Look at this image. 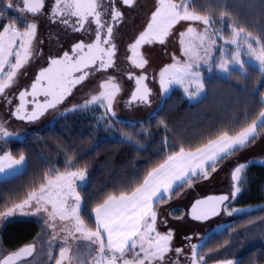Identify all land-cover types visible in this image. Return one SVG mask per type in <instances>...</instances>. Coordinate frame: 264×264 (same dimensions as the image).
Here are the masks:
<instances>
[{
	"label": "snow or ice",
	"instance_id": "snow-or-ice-1",
	"mask_svg": "<svg viewBox=\"0 0 264 264\" xmlns=\"http://www.w3.org/2000/svg\"><path fill=\"white\" fill-rule=\"evenodd\" d=\"M136 7L138 0H0V105L16 120L29 124L50 111L66 116L94 107L102 110L95 117L97 128L110 131L114 124H124L115 120L124 90L116 75L102 76L97 89H90L82 102L73 103L69 98L78 85L96 73L119 71V29L128 15L125 9ZM7 10L19 15L8 17ZM42 18L64 35H79H73L68 50H63L59 37H55L57 48L47 54V66L39 69L29 86L13 93L18 78L27 75V66L45 55L41 48L45 43L40 34ZM173 36L179 55L173 54L171 63L150 76L146 71L149 59L141 49L165 45ZM127 53H131L126 54L131 67L141 70L124 73L133 81L124 101L128 109L151 105L154 92L150 79L166 96L179 88L188 100L198 101L216 79L247 78L250 71L264 77V34L241 23L228 0H155L146 26L131 38ZM258 94L261 110L250 122L245 118L240 125L209 128L196 143L188 140L178 150L173 145L165 158L146 168L134 183L106 192L90 214L83 196L89 182L88 165L84 162L81 167L75 149L62 146L60 150L66 154L63 171L50 165L24 190L0 197V228L14 217H35L40 224L33 241L7 254L0 252V264H36L40 257H45L42 264H243L227 255L210 259L214 252L227 248L229 240L214 247L198 245L191 242L196 235L193 233L185 235L180 245L174 244L175 230L168 227L162 208L182 189L210 179L219 166L255 144L264 132V91ZM14 100L19 102L14 104ZM7 123L0 120L3 178L25 171L28 165L24 151L14 154L5 150L9 140L19 135ZM158 123L165 132L162 148H169V125L164 119ZM138 137V133L121 131L117 142L143 147ZM257 162L264 165V159H236L229 169V190L197 199L191 206V219L205 222L221 215L249 213L248 208L237 207L234 202L249 182L246 170ZM167 215L184 219L175 209H168ZM250 222L249 215L239 223Z\"/></svg>",
	"mask_w": 264,
	"mask_h": 264
},
{
	"label": "trees",
	"instance_id": "trees-1",
	"mask_svg": "<svg viewBox=\"0 0 264 264\" xmlns=\"http://www.w3.org/2000/svg\"><path fill=\"white\" fill-rule=\"evenodd\" d=\"M197 2L204 3L205 0ZM228 2L230 8L238 13L241 23L254 32L264 34V0ZM8 17L14 16L9 14ZM4 22H7V18ZM262 91L264 77L255 71H250L247 78L214 80L198 101L188 100L183 91L176 88L165 98L163 106L155 116L135 125L124 122L128 127L124 124H114L110 131L96 127L91 109L68 113L41 132L32 131L25 138L9 140L5 150H11L14 154L24 151L28 165L21 174L0 181V197L24 190L47 171L50 165L63 171L66 154L60 149L67 146L75 149V158L81 161V167L84 166V162L88 165L89 182L83 188V196L87 202L86 210L90 214L91 207L106 192L119 190L125 184L134 183L138 176L144 174L146 168L165 158L173 145L177 146L178 150V146L187 143L188 140L196 143L201 133L209 128L240 125L245 123V118L250 122L261 110L258 93ZM160 119H164L169 125L167 133L169 148H162L161 145L165 132L158 123ZM141 128L147 131H141ZM121 131L138 133V138H142L143 147L137 148L126 142H117L121 139ZM246 175L249 182L235 201L236 205L239 207L264 205V165L252 164ZM249 215L250 223H239L247 220ZM249 215L234 220L227 230L211 234V238L204 244L214 247L224 242V235L229 240L231 239L229 234L235 230L242 234L246 228L264 223V210ZM39 232L40 224L35 218H13L1 231L6 253L33 241ZM223 249L225 248L214 252L210 259L219 258V253ZM226 251L227 257L238 258L243 264H264V242L241 251L233 241L232 244L229 243Z\"/></svg>",
	"mask_w": 264,
	"mask_h": 264
},
{
	"label": "rangeland",
	"instance_id": "rangeland-1",
	"mask_svg": "<svg viewBox=\"0 0 264 264\" xmlns=\"http://www.w3.org/2000/svg\"><path fill=\"white\" fill-rule=\"evenodd\" d=\"M146 1L149 3V7H148L149 11L146 13V15H144V17L142 19V24L139 25L138 28H136L131 33L132 36L128 39L127 45L131 42V38L138 35L139 32L141 30H143V28L146 26V22L150 16L151 11L153 10V5H154L155 0H146ZM7 13H8V15L12 14L13 16L19 15L18 13H16L13 10H7ZM177 27L179 28L181 26L178 25ZM40 34H41V38L46 42V38H45L42 30H40ZM41 48L43 49V51H46V54L43 57L36 59L35 61H33L32 63H30L27 66V69H26L27 75H22L18 78V84L16 85L15 88H13L11 90L13 93H16V92H18V90L29 86L32 82L34 75H35L34 72H35L36 66H39L40 64L44 63V61L46 60V56L49 53L48 46L44 43L43 45H41ZM177 49H178V53H177ZM141 51L145 52L147 54V58L149 59V65L147 66L146 71L151 76L152 74L158 73V71L164 65L171 63V57L173 54L179 55V44H178L175 36H173V37L169 38V41L165 45H160V44L145 45L144 48L141 49ZM126 54L129 56L131 55V53H127V50H126ZM126 54L123 57L126 58ZM128 70L135 71V72L141 71L139 69H133L131 67L130 62L127 60V62L125 63V66L121 72L110 73V74L117 76L118 80H120V82L122 83L123 89H124L123 92L121 93V103L117 107V117H115V120H121V121L127 122L129 124L135 125L137 123H143L147 119L155 116L157 114V111L163 106L164 100H165V98L168 97V95L166 96V95L162 94L159 90L158 83H153L150 79L149 85L153 88V92H154L153 96L151 97V101H152L151 105L133 106L131 109L126 108L124 106V101L127 100L128 96L130 95L131 90L133 89V83L130 80H128L127 76L124 74ZM106 75H108V74H105L102 76H106ZM102 76H100L99 79L94 80L93 83L88 84L84 88L78 90L69 99L73 103L82 102L86 96V93L90 89L91 90L97 89L99 80ZM203 95L201 96V98L203 97ZM190 101H197V100H190ZM18 102H19L18 100H14V104H16ZM61 107H63V106H61ZM90 111L92 113L91 115L95 119V117L100 115V112L102 110H99L98 108L94 107ZM61 116L62 115H60L59 111H50L43 118H41V120L37 121L34 124H29V123H26L24 121L16 120L14 117H12L9 114V110L7 108H5L3 105H0V120H7L8 121L7 126L10 128V130L17 132L19 134L13 138H18V139L25 138L28 134L32 133V131H40L41 132V131L51 127L54 124V122L57 119H59V117H61ZM258 139H259V142H257L255 145H253L251 147V149H249L246 153L241 154L242 157H245V159L243 161H245L249 158H254L256 161H259L260 159H264V132L262 134L260 133ZM254 164H260V163L257 162ZM251 165H249L248 169L250 168ZM260 165H262V164H260ZM248 169L246 170V173H247ZM230 183L231 182H230V178H229V173H227V176L223 175V176H219L218 178H216V176H215L214 178L209 179L208 182H206V185L204 187L196 189L195 191L194 190L193 191H187V193L184 195V197H182L183 198L182 202L184 204H187V201H189L188 198H194L196 196L202 197V196H206L208 194H217L218 195V194L226 193L229 190ZM179 202H181V200H179ZM234 203L236 205V202H234ZM237 207H239V206H237ZM248 209H249V214H251L252 212L264 210V205L253 206V207H249ZM243 214H246V213H240V214L232 216V217H229L226 215H221L217 218L209 220L206 223H201L198 221L195 222V221L191 220L188 215L185 214L183 220H176L173 218L171 219L168 216V222L170 223V225H172V226L175 225L176 227H178L177 230L175 229L176 235L178 234V236H177V240L175 241L174 244L180 245L181 243H183L182 238L185 235H192L193 233H195L196 235H194L192 237V241L199 245L201 243L204 244L206 241H208L209 238L211 237V234H213V233L219 234L220 232H223V231L227 230L228 228H230L233 220L242 218ZM14 218H16V217H14ZM1 231H2V228H0V252H3V254H7L6 253L7 250H6V248L2 242ZM235 234H237V233H235ZM234 236L235 235H233V238H232L230 244H232L234 241L235 244L238 245V248L241 249V251L242 250L243 251L249 250V249L253 248L255 246V244H259V243L264 242V238H262V237H264V223H261L259 225L255 224L254 226L250 227V229L243 230L242 234H237L235 236L236 237L235 240H234ZM227 239L228 238L224 236V240H227ZM57 247H58V245H57ZM37 251L39 252V248L37 249ZM225 253H227L226 248L223 249L219 253V258L223 255H226ZM54 254H56L55 251H54ZM169 255H172V254L170 253ZM227 258H232V257L228 256ZM44 259H45V257H40L39 259H37L36 264H42Z\"/></svg>",
	"mask_w": 264,
	"mask_h": 264
},
{
	"label": "flooded vegetation",
	"instance_id": "flooded-vegetation-1",
	"mask_svg": "<svg viewBox=\"0 0 264 264\" xmlns=\"http://www.w3.org/2000/svg\"><path fill=\"white\" fill-rule=\"evenodd\" d=\"M139 7H136L135 9H125V11L128 13L125 22L120 26L119 32L120 36L118 37V53H117V66L119 68V71L116 69H109L108 73H96L95 77H90L88 81H85L83 85H78L77 89L74 90L73 95L80 89L84 88L88 84L93 83L94 80L99 79L100 76L110 73H116L121 72L125 66V63L127 62V59L123 57L126 54L127 50V43L128 39L132 36V32L138 28L139 25L142 24V19L144 15L149 11V3L146 0H138ZM18 16V15H17ZM40 30H42L46 42L45 44L48 46L49 52L53 51L57 48V41L55 37H59V40L62 44L63 50H68L70 47V44L73 41V35L78 36L79 34H68L64 35L62 31L58 29L56 25H51L46 18H42L40 21ZM53 37V38H50ZM44 54H46V51H44ZM47 61L45 60L44 63L40 64L39 66H36L35 68V75L32 79L34 80L36 74L38 73L39 69L41 67H46ZM150 81V80H149ZM148 81V83H149ZM133 83V81H131ZM71 98V97H70ZM41 100L43 97L40 98ZM194 243L193 241H191Z\"/></svg>",
	"mask_w": 264,
	"mask_h": 264
},
{
	"label": "crops",
	"instance_id": "crops-1",
	"mask_svg": "<svg viewBox=\"0 0 264 264\" xmlns=\"http://www.w3.org/2000/svg\"><path fill=\"white\" fill-rule=\"evenodd\" d=\"M177 53H178V49H177ZM257 142H259V139H257L256 140V142H255V144L257 143ZM255 144H252V145H250L245 151H243L242 153H246L249 149H251V147L253 146V145H255ZM242 153H238L237 154V156L236 157H233V158H230L228 161H226L223 165H221V166H219V169H218V171L217 172H215V173H211L210 174V179L211 178H214L215 176H216V178H218L219 176H223V175H225V176H227V173H229V169H230V167H231V165H232V163L236 160V159H240L241 161H243L244 159H245V157H242L241 156V154ZM22 172H20V173H18V174H21ZM18 174H15V175H18ZM15 175H12V176H15ZM12 176H9V177H7V178H3V177H0V181L1 180H5V179H10ZM209 180V179H208ZM208 180H204V181H200V182H197L193 187H191V188H184V189H182L181 190V194L178 196V197H176V198H173L172 200H171V202L169 203V204H166V205H164L163 206V208H162V211L164 212V215L167 217V219H168V215H167V210L168 209H175L176 210V215H182V216H184L185 214L186 215H188L189 216V218L191 219V217H190V215H189V210H190V208H191V206L193 205V202L194 201H196V199H198V198H202V197H206V196H202V197H198V196H196V197H194V198H188V200L189 201H187V204H184L182 201H183V198L182 197H184V195L187 193V191H195L196 189H199V188H202V187H204L205 185H206V182H208ZM198 191V190H197ZM208 195H210V194H208ZM179 200H181V202H179ZM243 208H247V207H243ZM249 208V207H248ZM252 213H254V212H252ZM251 213V214H252ZM247 215H249V213L248 214H243V217L244 216H247ZM171 219H172V217L171 216H169ZM34 218V217H33ZM36 219V218H35ZM214 219V218H213ZM192 220V219H191ZM211 220V219H210ZM236 220V219H235ZM194 221V220H193ZM209 221V220H208ZM207 221V222H208ZM234 221V220H233ZM195 222H197V221H195ZM201 223H206V222H201ZM255 225V224H254ZM253 225V226H254ZM168 227L169 228H172L173 230H177L178 229V227H176L175 225L174 226H172V225H170V223L168 222ZM250 227H252V226H250ZM250 227L249 228H246L245 230H248V229H250ZM249 232V231H248ZM235 233H237V234H240V232L238 233L237 232V230H235L234 231V233H231V234H229V237H231V239L229 238V241L230 240H232V238H233V236L232 235H237V234H235ZM175 234H176V232H175ZM177 236H178V234L176 235V239H175V241L177 240ZM225 236V235H224ZM234 236V237H235ZM211 238V237H210ZM209 238V239H210ZM183 239V238H182ZM235 239H236V237H235ZM175 241H174V243H175ZM173 255V254H172Z\"/></svg>",
	"mask_w": 264,
	"mask_h": 264
},
{
	"label": "water",
	"instance_id": "water-1",
	"mask_svg": "<svg viewBox=\"0 0 264 264\" xmlns=\"http://www.w3.org/2000/svg\"><path fill=\"white\" fill-rule=\"evenodd\" d=\"M210 195H217V194H210ZM210 195H207L206 197H208V196H210ZM219 195V194H218ZM206 197H202V198H198V199H203V198H206ZM197 200V199H196ZM195 202V201H194ZM194 202H193V204H194ZM190 210H191V208H190ZM190 210H189V215H190ZM191 217V216H190ZM219 217V216H218ZM214 218H217V217H214ZM213 219V218H212ZM205 222H207V221H205Z\"/></svg>",
	"mask_w": 264,
	"mask_h": 264
}]
</instances>
